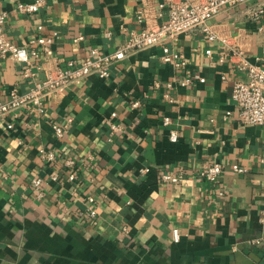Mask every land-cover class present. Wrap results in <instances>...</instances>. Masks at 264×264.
<instances>
[{"label": "crops", "instance_id": "1", "mask_svg": "<svg viewBox=\"0 0 264 264\" xmlns=\"http://www.w3.org/2000/svg\"><path fill=\"white\" fill-rule=\"evenodd\" d=\"M32 1L0 0L7 40L37 54L28 64L0 55V101L91 48L113 51L183 0L17 9ZM259 8L264 0L231 1L208 21L212 40L198 28L168 39L185 66L162 62L155 45L127 54L106 79L91 74L45 95L41 110L0 117V264H264V124H245L231 98L232 85L248 79L245 62L264 67ZM54 32L45 55L36 39ZM194 75L205 80L180 84ZM69 118L57 137L51 125ZM41 148L55 160L43 161ZM213 163L223 169L215 182L200 174ZM233 163L246 171L233 172ZM166 173L180 180H163Z\"/></svg>", "mask_w": 264, "mask_h": 264}, {"label": "built area", "instance_id": "2", "mask_svg": "<svg viewBox=\"0 0 264 264\" xmlns=\"http://www.w3.org/2000/svg\"><path fill=\"white\" fill-rule=\"evenodd\" d=\"M231 1L243 3L247 0H199L197 2L177 1L170 2L166 5V18L163 22L148 26L141 30H132L128 38L117 46L113 51L102 53L97 48H91L89 55L81 59H70L66 63V68L62 69L58 66L50 69L40 81H37L26 92H20L18 88L13 87L6 100L0 101V117H4L10 113L15 112L19 108L30 107L41 110L42 98L49 94L58 92L63 89L69 82L80 80L91 74L96 75L101 79H106L110 76V68L119 60L123 59L127 54L139 50H143L155 45H159L162 50L161 60L164 63H171L175 66H185L186 62L181 54L169 48L165 42L168 39L184 33L186 31L198 28L203 33H207L212 40V34L208 21L215 16L221 7ZM44 3V0H34L30 3L19 2L17 9L21 12L34 13ZM258 14L264 13V9L259 8ZM7 15L0 10V55L8 54L11 58L21 62L29 63L31 55H37L36 51L28 52L25 48L16 46L5 37L3 26L5 24ZM140 18V16H139ZM41 29V26H38ZM52 36H39L36 43L39 44L45 55L52 54ZM108 35V33H107ZM81 37L76 38L79 40ZM210 53V50H207ZM248 79L246 81L238 80L232 85L231 98L235 103L240 119L245 124L259 125L264 124V67L254 64L246 63ZM28 74V69L25 70L24 75ZM194 79L203 82L205 78L194 75L193 77H185L180 81L181 85H188ZM139 105L138 101L132 103L133 107ZM115 116V113H112ZM72 119H67L64 123H53L51 128L57 137H62L66 131V127ZM164 123L169 122V118H163ZM111 129L114 131L119 126L111 123ZM171 138H176L175 134H171ZM40 157L43 161L53 162L56 158L54 150H46L41 148L39 150ZM67 164L72 165L73 161L68 160ZM231 170L236 173L245 172V168L237 163L230 166ZM148 168L141 171L145 172ZM223 172L222 166L219 163L205 165L200 174L208 181L215 182ZM75 172L68 174L69 180H74ZM56 179V176H53ZM162 179L176 183L180 180V176L175 174H163ZM40 180L36 179L35 184H39ZM88 201L92 202L93 198L88 197ZM95 210H90V215L93 216ZM173 238L178 239V231L173 230Z\"/></svg>", "mask_w": 264, "mask_h": 264}]
</instances>
